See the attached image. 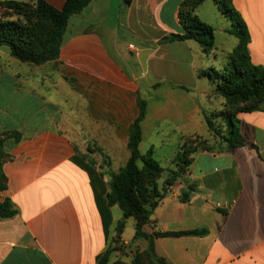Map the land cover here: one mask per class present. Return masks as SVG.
Instances as JSON below:
<instances>
[{"label": "crops", "instance_id": "0c3cea01", "mask_svg": "<svg viewBox=\"0 0 264 264\" xmlns=\"http://www.w3.org/2000/svg\"><path fill=\"white\" fill-rule=\"evenodd\" d=\"M44 1L62 9L66 0ZM184 2L93 0L71 19L60 58L43 65L21 62L0 48V138L7 136L0 201L11 200L19 212L0 218V264H97L116 235L118 206L107 241L89 174L73 160L93 167L110 190L130 157L142 83L148 99L140 150L145 130L151 137L147 153L154 156L165 143L155 139L168 136L164 128L182 129L171 155L175 162L183 137L194 136L196 126L201 130L205 112L192 92L202 87L201 68L214 66L209 58L218 47L207 56L192 40L160 43L184 34ZM233 4L251 36L252 63L264 68V0ZM238 118L242 137L257 149L195 152L144 227L147 234L208 230L205 237L156 238L157 255L170 264H264V112ZM167 170L166 181L177 169ZM193 184L197 189L182 202ZM121 240L135 241L123 234ZM138 241L137 250L147 248L148 241ZM117 261L113 255L110 264Z\"/></svg>", "mask_w": 264, "mask_h": 264}, {"label": "trees", "instance_id": "16d2710c", "mask_svg": "<svg viewBox=\"0 0 264 264\" xmlns=\"http://www.w3.org/2000/svg\"><path fill=\"white\" fill-rule=\"evenodd\" d=\"M92 1L66 0L62 9H56L44 0L30 3L7 0L6 8L13 12L0 20V48H9L11 55L24 63L43 65L58 60L64 35L71 19L82 13ZM205 1L207 0H185L180 11V20L185 29L184 34H172L162 39L160 43L192 40L203 48L207 56H211L216 49L214 29L201 21L195 13ZM131 2L132 0H125L127 5ZM214 2L231 21L232 27L227 32L236 37L239 43L229 56L228 66L220 70L211 66L202 72V77L208 79L215 88L216 94L228 101L238 102L242 104V107L231 116L209 115L205 112V121L208 129L221 139L219 151L241 146H251L257 149L242 137L238 114L264 112V68L252 63L249 53L251 36L233 0H214ZM138 107L139 116L130 126L129 160L118 174L113 175L109 191L103 177L93 167L82 165L76 160L73 161L89 174L107 241L113 224L112 208L118 206L123 215L122 220L134 218L136 221L134 240L148 241L146 249L135 252L131 264H170L157 255L156 238L205 237L208 235V230L157 232L155 234H147L144 231V227L150 222L154 211L167 194V188L171 187L181 175H185L190 164V160H187L190 151L182 147V152L176 156L180 170L173 172L172 179L167 180L163 187L159 186V178L164 169L153 158L152 151L142 154L140 150L143 141L142 123L147 115V102L140 96ZM220 117H223L222 125L217 124V118ZM14 136L18 138L17 133H14ZM6 137L0 138V157L4 151ZM199 150L211 151L213 149ZM5 181L3 162L0 159V191L6 189ZM196 189V185H190L187 188L188 191L185 190L181 194V201L187 202L189 191ZM18 213L11 200L0 201V218H13ZM122 234L123 232L119 233L117 230L107 250L97 257V264H110L113 255L121 251L122 248L118 246V243H120Z\"/></svg>", "mask_w": 264, "mask_h": 264}, {"label": "rangeland", "instance_id": "374dc122", "mask_svg": "<svg viewBox=\"0 0 264 264\" xmlns=\"http://www.w3.org/2000/svg\"><path fill=\"white\" fill-rule=\"evenodd\" d=\"M7 0L0 2V20L7 16L12 14L13 11L8 10L6 8ZM200 11V20L204 23L210 25L214 29L215 34V41H216V47H218V51L214 52L216 53V57L214 54L209 58V61L215 62L214 68L217 70L224 69V67L228 66L230 64V52L233 50L234 44H238L239 40L234 37L233 35H230L227 30L232 27L231 21L225 17L223 12L220 10L218 6H216L214 0H207L205 1L202 6L199 8ZM132 43L136 42L134 40H130ZM206 58V57H205ZM139 67L136 63L132 65V68ZM205 67V68H203ZM209 64L206 66L205 63L203 64L201 69H209ZM185 72V71H184ZM185 74H187L185 72ZM149 79H153L151 76H149ZM202 87H200L199 90L192 92L193 97L197 100L200 107H202V111L206 112L207 114H216L220 116H231V114L235 113L236 110L240 109L242 107V104L238 102L228 101L221 97L219 94H216L214 91V87L211 85V83L207 79H202L201 81ZM141 93H142V99L146 100L147 98V87L145 83L141 84ZM203 115V114H202ZM223 118V117H222ZM222 118H217V124L222 125L224 121H222ZM201 124V130L199 126H196L192 129V131H197L194 136H185L184 138V145L182 146L183 149L189 150L190 152L187 155V160L191 158V156L195 153V151H198L199 149H206L211 148L214 151L218 150L220 148V142L221 139L217 137L214 133H212L206 124V121L204 119ZM178 126L181 127V124ZM166 127V126H164ZM179 128V127H178ZM164 134H167L168 136L165 137H159L156 138L155 141H161L162 139L165 141L163 145H161L160 148H158L153 156V158L159 162L160 166L164 168V172L160 175L159 178V186L163 187V185L166 183V177L167 172L169 169L170 171H174V169H177L176 172L180 170L179 168V161L175 160V162H172L171 155L176 152L178 149V140L179 132L183 131L175 130L173 132V129L171 128H164ZM187 131V130H186ZM223 131L224 128H223ZM172 133V134H170ZM225 133V132H224ZM170 134V136H169ZM151 140V137L149 136V133L147 130L144 131V142L141 146V152L144 154H147V151L150 149L149 141ZM156 142V143H157ZM158 144V143H157ZM182 165V164H181ZM184 175H181L179 177L180 179L183 178ZM165 180V181H164ZM114 216L118 219L117 221V227L118 224L121 222V224L124 225L123 228V238L126 240H130L135 235V225L136 221L134 218H128L126 220H122V213L118 207L113 209ZM139 241H134L133 243H130L128 245H124L123 241L120 240V243H118V246L121 247V251L117 252L115 254V258L118 259V261L115 264H121L124 260L132 259L135 251L137 250ZM132 262V260H130Z\"/></svg>", "mask_w": 264, "mask_h": 264}, {"label": "water", "instance_id": "95a60500", "mask_svg": "<svg viewBox=\"0 0 264 264\" xmlns=\"http://www.w3.org/2000/svg\"><path fill=\"white\" fill-rule=\"evenodd\" d=\"M123 228H124V225L123 224H121V222L118 224V232L119 233H121V232H123Z\"/></svg>", "mask_w": 264, "mask_h": 264}]
</instances>
